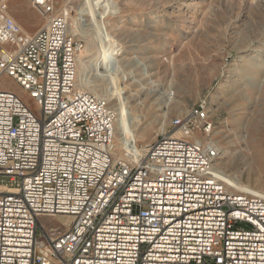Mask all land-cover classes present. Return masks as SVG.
<instances>
[{
  "label": "built area",
  "instance_id": "built-area-1",
  "mask_svg": "<svg viewBox=\"0 0 264 264\" xmlns=\"http://www.w3.org/2000/svg\"><path fill=\"white\" fill-rule=\"evenodd\" d=\"M30 3L35 34L0 0V75L35 103L0 89V264H264V197L214 172L207 100L119 153L116 112L78 87L68 9Z\"/></svg>",
  "mask_w": 264,
  "mask_h": 264
},
{
  "label": "rangeland",
  "instance_id": "rangeland-1",
  "mask_svg": "<svg viewBox=\"0 0 264 264\" xmlns=\"http://www.w3.org/2000/svg\"><path fill=\"white\" fill-rule=\"evenodd\" d=\"M4 2L5 13L25 32L19 19L28 9L41 26L46 23L30 0ZM55 3L56 13L68 9L73 33L85 41V48L93 42L99 48L105 45L101 28L106 24L122 49L112 63L113 78L87 62L86 88L101 96L118 86L123 97L130 96L126 110L133 108L142 119L138 132H133L139 148L168 131L173 118L207 100L214 125L209 136L219 152L215 162L220 176L231 189L264 197V0H92L89 13L81 10L85 0ZM144 59L153 68L146 69ZM137 60L143 66L137 68ZM143 68L141 84L122 78L125 72L140 73ZM150 82L161 91L174 92L166 116L162 96L146 94L144 88L154 84ZM0 87L21 94L35 107L11 78L0 75ZM141 97L146 99L140 104ZM176 101L179 105L174 107ZM117 103L113 99L109 104L116 113ZM143 127L146 134L140 132ZM122 136L117 130V151L124 154ZM43 221L60 225L62 219L43 217Z\"/></svg>",
  "mask_w": 264,
  "mask_h": 264
},
{
  "label": "bare ground",
  "instance_id": "bare-ground-1",
  "mask_svg": "<svg viewBox=\"0 0 264 264\" xmlns=\"http://www.w3.org/2000/svg\"><path fill=\"white\" fill-rule=\"evenodd\" d=\"M92 7H94V5L92 4V0H85V3L81 7V10H82V12L83 11H87L89 13V12L93 11ZM111 9H112V7H111ZM94 16L95 15H93L92 17H94ZM100 18H101V16H100ZM99 28H101V27H99ZM101 31H102V34H103V39L105 41V45L104 46L102 45L101 46L102 48H99V47L95 46V44H93L95 42L88 43L86 48L83 50L82 54L79 55V57L77 59L76 80H77L78 87L80 89L88 90L90 92L91 91L93 92L94 90L86 88L87 83H88L87 78L85 77V75H86L85 74V68L87 66V62H89V63L91 62L95 66L96 65L99 66V68L102 69V74H104V75L106 74L107 75V73H109V77L113 78V71H112L113 65H112V63L116 60L117 56L121 55L122 52H123L122 49H120L118 47V43L116 42V40L110 34L109 30L106 27V24H105V26L104 25L102 26ZM94 50H95V52H93ZM88 57H90L92 59L89 58L87 60ZM137 62H138V64L136 65L137 68L140 67V65L143 64L141 62V60H137ZM143 65H145L144 67H146V69L147 68H153L152 65H150L145 59H144V64ZM145 72H146L145 68H143L140 73L139 72L138 73L137 72L134 73V70H131V71L127 72V73L125 72V74H124V76L122 78L131 79L132 82H136V83H140L141 84L140 80H142V78H143L142 75L145 74ZM97 73H98V71H97ZM150 83L153 84L154 82H150ZM144 89L148 90V93H146L147 95L155 92V93L159 94L160 96H162V99H163L162 100V103H163L162 111H163V115L166 116L168 114L169 110H170V103L173 101L172 100V95H174V92H172V91H164V90L161 91L160 89H157V85L155 83L152 85L151 88H144ZM94 93L98 94L97 92H94ZM122 93H125V92H122V89H119L118 86H114V89H112V90L110 89V90L106 91L105 94H100V95L103 96L105 99H107L109 104L112 102L113 99L118 100V103L115 105L116 111H117L116 120H115V140H116V133H117V130H118V131H120V134L123 135L121 137V140L123 142H121V143H122V147L125 148L126 151L129 150V152H132L134 154L142 153V150L139 148L138 143L137 142H133L134 137H135L133 132L134 131L138 132L139 129H137V128L141 127L142 119H140L141 117L139 118V116L137 115L136 111L133 108L129 109V110H126L125 107H126L127 103L129 102L130 96L123 97ZM145 99L146 98L141 97L140 100H139V103L140 104L143 103ZM121 102H123L124 104L123 105L120 104ZM173 104L175 105L174 107H177L179 105V102L176 101ZM125 120H126V123H125ZM133 123H136L134 128L130 127V124H133ZM140 132L144 134L145 132H147V130H146L145 127H143ZM120 146H121V144H120ZM213 170L223 181H225L228 185H230L226 180H224L220 176V175H222V172L219 170L218 167H216V162H214ZM257 180L262 182L263 181V177H258ZM236 189L239 190V191L247 192L246 190H241V189H238V188H236ZM60 218L62 219L63 222H65V217L61 216Z\"/></svg>",
  "mask_w": 264,
  "mask_h": 264
},
{
  "label": "crops",
  "instance_id": "crops-1",
  "mask_svg": "<svg viewBox=\"0 0 264 264\" xmlns=\"http://www.w3.org/2000/svg\"><path fill=\"white\" fill-rule=\"evenodd\" d=\"M19 21L29 34H35L43 27L41 26L40 19L38 20L36 14L30 9L27 10V15L19 19Z\"/></svg>",
  "mask_w": 264,
  "mask_h": 264
}]
</instances>
